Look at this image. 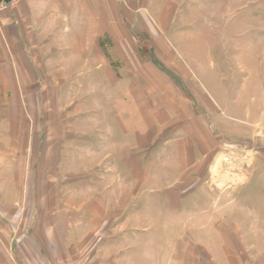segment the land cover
I'll return each mask as SVG.
<instances>
[{
	"label": "rangeland",
	"instance_id": "374dc122",
	"mask_svg": "<svg viewBox=\"0 0 264 264\" xmlns=\"http://www.w3.org/2000/svg\"><path fill=\"white\" fill-rule=\"evenodd\" d=\"M19 3L33 13L14 21L32 92L31 110H15L14 118H30L31 167L62 168L63 216L82 227L65 239L79 247L76 264H135L140 257L139 264H264V196L242 181L258 167L247 165V153L264 152V0H110L105 31L96 29V0ZM132 51L162 68L199 118L198 126L185 114L165 122L160 135L169 143L158 152L135 111H125L121 147L119 128L109 127L118 113L105 104L103 64L118 70ZM188 87L202 90L207 109ZM1 124L0 136L9 134ZM26 130L14 127L16 135ZM189 138L196 158L184 159L177 144ZM44 152L61 154L38 158ZM119 169L126 172L120 190ZM89 215L100 221L87 235Z\"/></svg>",
	"mask_w": 264,
	"mask_h": 264
},
{
	"label": "crops",
	"instance_id": "0c3cea01",
	"mask_svg": "<svg viewBox=\"0 0 264 264\" xmlns=\"http://www.w3.org/2000/svg\"><path fill=\"white\" fill-rule=\"evenodd\" d=\"M96 3V29L103 31L110 29V0H96ZM17 7L13 11H5L0 16V110L6 112L3 114L4 118L1 116L0 124L5 123L1 126L10 128L9 134L0 136V264H76L74 258H76L75 254L79 253V247L76 245L72 248L68 247V241L65 239L71 242L77 238L82 233V227L79 226L78 218L72 215L63 216V188L60 177L62 168L41 165L31 167L30 118L17 121L14 118L15 110L20 108L26 111L31 110L28 96L32 92L29 79L31 74L26 70L27 59L18 51L22 41L17 37L19 27L14 21L16 17L20 20L25 16H32L33 13L27 5L23 6L19 3ZM77 13L76 10L75 15ZM72 18L74 19V16ZM126 42H123L122 47L127 46ZM168 42L174 47L178 46L175 41L172 43L168 39ZM177 46L176 48H178ZM186 52L187 50L182 53L190 68L194 61L190 55H185ZM120 62L123 67L117 66L118 70H114L115 66H112L110 61L103 64L104 78L109 83L103 84L102 90L105 100H108L105 104H109L110 114L118 113V119H113L114 123L109 124L110 128L111 126L119 128L118 147L124 144L127 133L128 123L125 111H135L138 114L141 124L145 125L147 133L150 134L152 152H158L160 143H169L167 139L163 138L164 136L160 135L165 122L170 120L177 122L185 114L194 119L195 126H198L196 121H199V118L196 117V114L195 116L191 113V104L188 103L191 97L184 96L180 86L173 83V80H168L166 72L162 71V68L156 65L152 59L138 57L132 51L128 61ZM36 75L33 77L38 79V82L34 89L41 91L40 75ZM89 76L94 78L93 74ZM188 89L190 95H195V98L199 96L196 100L200 106L202 104V107L207 109V98L202 90H191L189 87ZM20 96H23L22 99ZM184 99H186L185 102L182 101ZM128 101L131 104L130 108L127 107ZM17 125L20 127L26 125V133L22 132V134L16 135L14 127ZM189 128V135L200 132L198 128V132L196 128H193L192 131ZM115 133H117V129ZM203 138H198V140L204 143ZM192 140L189 138L177 144L180 150L185 153L184 159H190L191 155L194 157L196 154V148L191 143ZM60 154L55 152L53 155H49L44 152L38 154V158H48V156H50L49 158H59ZM123 157L125 158L124 153ZM134 158H136L134 173L136 178H139V174L141 175L143 171L140 168V161L137 160L138 157ZM202 158L203 156H199L197 159L201 160ZM245 158L248 159L247 165L254 162L258 167L253 173L250 172L249 175L242 178L244 187L248 192L264 196V152L255 151L253 153L251 150ZM125 173V170L119 169L115 174L114 186L118 190L121 189L120 182H122V175ZM255 183L257 184L255 185ZM111 190V188L105 189V191ZM110 201H107L109 205L112 204ZM116 202L121 206L126 201L121 203V200L118 199ZM262 205L264 207V200ZM96 217L99 216H87V226L89 227V223H91L87 235L95 233V226L92 224L100 221ZM135 236L137 237L136 234ZM140 249L142 246L138 249L135 248V254L141 255ZM140 259L141 257L136 259L135 264H139Z\"/></svg>",
	"mask_w": 264,
	"mask_h": 264
},
{
	"label": "built area",
	"instance_id": "2783aa9c",
	"mask_svg": "<svg viewBox=\"0 0 264 264\" xmlns=\"http://www.w3.org/2000/svg\"><path fill=\"white\" fill-rule=\"evenodd\" d=\"M21 0H0V15L4 11H13Z\"/></svg>",
	"mask_w": 264,
	"mask_h": 264
}]
</instances>
